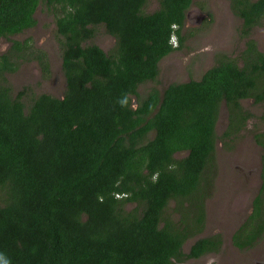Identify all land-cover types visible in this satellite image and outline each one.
<instances>
[{
	"label": "trees",
	"instance_id": "16d2710c",
	"mask_svg": "<svg viewBox=\"0 0 264 264\" xmlns=\"http://www.w3.org/2000/svg\"><path fill=\"white\" fill-rule=\"evenodd\" d=\"M228 1L245 41L238 60L219 54L198 80L141 95L181 49L193 0H157L151 13L146 0H0V42L9 43L0 54V253L10 264H184L220 250L219 235L199 237L219 111L218 139L230 150L253 118L243 101L264 104V52L251 39L264 30V0ZM38 7L52 14L60 98L15 93L8 80L32 61L50 76L46 53L14 39L36 25ZM100 32L114 41L108 52L91 43ZM253 139L261 185L231 237L239 249L264 236V133Z\"/></svg>",
	"mask_w": 264,
	"mask_h": 264
},
{
	"label": "rangeland",
	"instance_id": "374dc122",
	"mask_svg": "<svg viewBox=\"0 0 264 264\" xmlns=\"http://www.w3.org/2000/svg\"><path fill=\"white\" fill-rule=\"evenodd\" d=\"M228 0H193L181 31L186 36L181 49L170 53L159 63V75L156 83H147L139 87L142 95L151 87L160 92L171 83H184L198 80L202 73L212 67L219 54L237 59L244 49V40L238 36L241 21L234 17L229 9ZM158 7L157 0H146L144 12L151 13ZM194 14L201 16L200 22ZM36 25L16 36V40L30 38L33 46L43 50L49 60L50 76L43 80L36 63H21L13 75L8 76L13 90L23 87L35 93H45L60 98L64 90V81L60 70V53L54 32L52 14L38 7L34 14ZM251 39L257 49L264 52V30L262 26L253 29ZM91 43L108 52L114 44L111 37L102 32L95 35ZM173 47L177 46L173 39ZM9 43L0 42V54L6 52ZM243 107L253 118L247 121L246 128L234 141L233 148L227 149L218 137L227 124V115L222 106L215 126L216 173L213 179L210 197L206 201V222L200 236L219 234L224 242L217 254L206 255L196 260H184V264H264V236L248 251H236L229 244L230 235L250 212L251 202L259 185L258 175L261 169V148L254 142L255 133H264V104L254 105L251 100L243 101ZM181 155V154H180ZM179 156V155H178ZM176 156V157H178ZM173 204H169V208ZM131 208V207H129ZM172 218H176L173 214ZM191 241L184 245L186 252Z\"/></svg>",
	"mask_w": 264,
	"mask_h": 264
},
{
	"label": "flooded vegetation",
	"instance_id": "af4514ba",
	"mask_svg": "<svg viewBox=\"0 0 264 264\" xmlns=\"http://www.w3.org/2000/svg\"><path fill=\"white\" fill-rule=\"evenodd\" d=\"M229 3V2H228ZM233 15V14H232ZM194 18L198 21V22H200V20H201V16H199L198 14H194ZM186 19H188V16H186L185 17V23H186ZM183 29V28H182ZM182 29H181V31H182ZM182 35V34H181ZM1 49V48H0ZM260 172H261V169H260ZM257 179H259V185L257 186V191H256V194L258 193V191H259V188H260V185H261V180H260V175H258V178ZM255 197V196H254ZM254 199V198H253ZM253 201V200H252ZM251 212H252V202H251V207H250V212L248 213V215H250L251 214ZM248 215L246 216V218L248 217ZM246 218L244 219V220H242L241 221V223H240V225L243 223V222H245V220H246ZM239 225V226H240ZM238 226V227H239ZM238 229V228H237ZM236 229V230H237ZM235 230V231H236ZM234 231V232H235ZM234 232L230 235V237H229V244H230V246L234 249V250H236V251H248V250H250L251 248H253L254 246H255V244L260 240H257L256 241V243H253L252 244V247H249V248H246V249H239V248H237L236 246H234L233 244H232V242H231V237H232V235L234 234ZM202 234V233H201ZM200 234V235H201ZM199 235V237H202V238H207V237H211V236H213V235H211V236H200ZM214 235H219V234H214ZM220 236V235H219ZM199 237H197V238H199ZM221 237V236H220ZM221 239H222V237H221ZM192 244V241H191V243H190V245ZM189 245V246H190ZM223 245H224V242H223V239H222V246H221V248H220V250H222V248H223ZM189 246H188V248H187V250L186 251H188V249H189ZM184 249V248H183ZM220 250L218 251V252H220ZM217 252V253H218ZM217 253H209V254H206V255H210V254H217ZM206 255H203V256H201V257H199L198 259H200V258H202V257H204V256H206ZM191 260H196V259H191Z\"/></svg>",
	"mask_w": 264,
	"mask_h": 264
},
{
	"label": "clouds",
	"instance_id": "9594fccd",
	"mask_svg": "<svg viewBox=\"0 0 264 264\" xmlns=\"http://www.w3.org/2000/svg\"><path fill=\"white\" fill-rule=\"evenodd\" d=\"M173 39H174V37H171V39H170L171 44H172ZM172 46H174V45L172 44ZM0 264H10V261L8 260V258L3 253H0Z\"/></svg>",
	"mask_w": 264,
	"mask_h": 264
}]
</instances>
